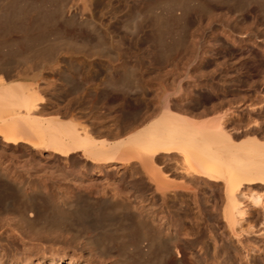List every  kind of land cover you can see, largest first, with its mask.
Returning a JSON list of instances; mask_svg holds the SVG:
<instances>
[{
  "label": "rangeland",
  "instance_id": "rangeland-1",
  "mask_svg": "<svg viewBox=\"0 0 264 264\" xmlns=\"http://www.w3.org/2000/svg\"><path fill=\"white\" fill-rule=\"evenodd\" d=\"M260 1L0 0V75L4 82L22 81L34 86L47 102L42 105L50 109L52 105L54 114L58 110L65 119L75 117L90 125L94 121L92 125L105 138L121 136L105 134L106 128H114L123 118H120L121 109L129 111L141 104L144 109L150 108H142V112H153L156 108L154 115H157L161 98L165 96L172 105L178 104L189 111L188 115L197 117L198 112L215 105L219 111L216 114L222 115L227 127H240L234 129L239 132L235 140L239 137L236 141L240 142L241 126L249 119L260 123V113L264 115L261 111L264 110L261 109L264 108V73L259 71L264 63V1ZM66 107L70 108L71 117L62 115ZM4 143L0 139V166L11 169L10 174L17 175L18 180H25L22 183L28 191L44 175L55 176L54 183L62 185L68 193L76 192L77 186L84 183L102 188L122 185V179L135 182L138 177L146 182L140 162H117L109 164L108 171L96 175H90L86 169L92 180L84 178L75 183L55 173L45 174L42 165L79 166L85 162L79 152L65 158L50 157L47 151H34L25 143L18 146ZM0 183V252H3L5 236L9 233L4 231L8 230L6 223L17 220L22 207L18 194L10 191L1 178ZM139 186L132 187L126 182L120 190L128 200H138L142 192ZM218 187L200 184L197 191H179L174 199L167 201V205L180 212H183L180 206L187 209L182 220L188 229L196 226L201 229L198 241L192 246L184 244L185 236H177L181 248L186 245L181 263L192 264L189 259L193 258L194 264H213V255L227 254L234 258L233 264H264V220L260 204L251 203L247 197L241 199L242 214L231 227L223 218ZM153 190V187L145 188L148 197L145 200L155 202L158 207L160 201ZM96 195L95 189L90 197L82 193L75 195L73 203L79 204V210L74 215L66 214L68 218L40 199V214L30 224L19 222L22 225L19 230L25 238H42L47 245L56 243L67 255L75 250L74 264H174L170 261L173 253L160 254L156 250L150 253L145 236H140L141 232L139 238L138 234L133 236L136 226L128 209L102 205L94 199ZM179 199L183 200L181 205ZM173 230L171 227L170 231ZM32 253L31 264H36L40 252L32 250ZM13 261L7 256L0 264ZM54 263L55 259L53 263L45 259L38 264ZM60 264H69L68 258L63 257Z\"/></svg>",
  "mask_w": 264,
  "mask_h": 264
},
{
  "label": "bare ground",
  "instance_id": "bare-ground-1",
  "mask_svg": "<svg viewBox=\"0 0 264 264\" xmlns=\"http://www.w3.org/2000/svg\"><path fill=\"white\" fill-rule=\"evenodd\" d=\"M13 13L15 14L16 12ZM20 17L22 19V16ZM23 20L25 19L23 18ZM18 27L20 29V25ZM262 65L264 63L261 64L259 71L264 73ZM42 96H39L35 87L28 82H4L3 76L0 75V139L2 141L11 145L25 143L34 151H47L50 157L51 155H56L65 158L79 152V155L81 154L80 156H82L81 158L85 160L84 163H79V166L65 165V163L51 166L42 165V170L45 174L51 175L55 173L61 179L72 180L75 183L77 180L81 182L84 178L87 181L92 180L93 176H87L85 173L86 169L89 170L90 175L99 174L106 171L109 164L117 162L129 164L140 162L146 182H142L141 178L138 179V177L135 182L133 179V181L122 179V185H107L102 188H92L91 184L87 185V183H84L82 185L79 184V186L76 185L77 188H74L77 190L76 192L72 190L73 192L68 193L62 185L61 187L54 183L55 176L51 175L48 178L44 175L40 179L41 181L33 183L31 190L29 189L28 191L24 187L25 180H18L17 175L10 174L11 169L6 166H0L1 181L7 185L10 191L18 194L20 197V200H18L21 201L22 207V211L18 209L20 217L17 220L15 218L10 219L6 223L8 230H5V228L4 231H9V233L6 232L7 235H3L6 242L3 245V252H0V261L10 256L14 260L13 263L11 262L12 264H23L25 262L31 264V254L34 253H32V250H35L36 253L40 252L39 260L34 262L36 264L43 262L45 259H48L50 263H53L55 259L54 264H60L63 257L68 258L69 264L76 263L75 253H73L75 250L71 255H67L63 248L61 249L60 246L56 247V243L47 245L42 238H25L24 233L22 234L19 230L22 227L19 222L24 223L26 221V224L28 222L30 224V220L34 216L36 217V214H40V199L48 201L54 210L63 216L66 214L74 215L75 212L78 213L79 209L77 206L79 204L76 206L77 203H73V197L79 195V193L90 197L91 191L94 189L98 193L97 197L94 198L97 202L107 206H123L125 210L128 209L130 211L129 215L136 226V230L131 232L135 237L138 232L142 233V235L140 233V236H145L148 252L151 253L154 250L160 254L171 252L173 255L170 256V261L174 264H182L186 251L184 247L186 245L181 248L177 236L182 234L183 237L185 236L183 238L185 240L184 244L192 246L198 241L200 236L198 233L201 230L198 228L199 226L190 230L184 225L182 218L187 214L186 208L178 207L183 211L180 212L178 209L171 207L172 205H167L169 198L174 199L179 191L195 192L200 184L213 189L221 185L216 190L218 192L221 191L223 218L231 227L237 224L243 208L241 199L246 197L251 203L260 204L264 220V115L262 113L259 112L261 114L259 116L261 117L260 123L256 122L255 119H249L243 127L241 126L243 128L241 133L243 134V139L237 142L236 140L239 137H236L237 139L235 140V134L239 132L234 129L240 127L235 128L236 126H233L234 129L227 127L223 122L222 115L216 114L215 105H210V108L207 107L208 109L201 110L202 112L199 110L200 112L197 114L200 117L201 114L215 113L214 116L205 115L206 117H203L201 115L202 117L199 118L191 114L188 115L189 111L187 112V109L178 104L172 105L168 98L163 96L157 115H154L156 108L153 112H148L147 110V112L143 111L145 112L143 113L141 104L138 107L133 106V109L131 108L129 111L120 108L122 116H119L123 118L114 128L113 126L106 128L105 134L108 136H121H117V138L106 136L105 138V135L102 136V132L92 125L94 122L92 120L90 125L77 117V119L75 117L73 119H65L59 115L58 110V114H54L56 112L53 111L56 110L52 111L54 107H52L50 102L51 109L46 105H42L47 103ZM260 99L258 100L259 103L264 101V99L262 101ZM146 108H149V106ZM64 109L61 112L62 115L71 117V115H68L70 108L66 107ZM145 109L143 108V110ZM128 116L130 117L129 119ZM165 160H173L175 165H170L172 162L167 164ZM165 168L167 169L165 170ZM17 173L19 174V171ZM176 175L177 178H175ZM126 182L127 185L130 184L132 187L140 185L137 188L138 190L142 189V192L138 200L136 198L128 200L127 196L120 190ZM149 187H153V194L160 201L158 207L155 206V202L153 203L152 201L151 203L145 200L148 197L146 198L144 190ZM10 191L9 193H11ZM74 202L77 201L75 200ZM177 202L181 205L183 200L179 199ZM80 205L82 206V204ZM16 207L18 206L16 205ZM24 210L28 212L26 213ZM81 215L83 214L81 213ZM171 227L174 228V232L170 231ZM205 227L209 228L210 226L207 225ZM137 237L139 238V234ZM212 241L216 242L213 236ZM53 253L56 254V257H52ZM219 257L213 255V264H233L234 258L232 256L226 254ZM189 261V263L194 264L195 259L190 258Z\"/></svg>",
  "mask_w": 264,
  "mask_h": 264
}]
</instances>
